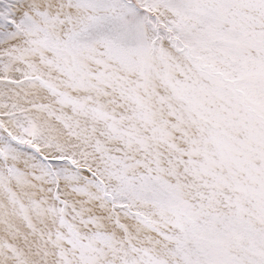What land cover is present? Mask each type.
<instances>
[{"label":"snow or ice","instance_id":"snow-or-ice-1","mask_svg":"<svg viewBox=\"0 0 264 264\" xmlns=\"http://www.w3.org/2000/svg\"><path fill=\"white\" fill-rule=\"evenodd\" d=\"M0 264H264V0H0Z\"/></svg>","mask_w":264,"mask_h":264}]
</instances>
